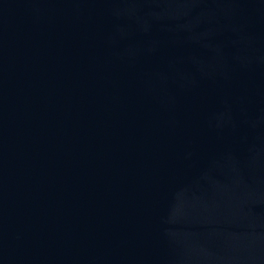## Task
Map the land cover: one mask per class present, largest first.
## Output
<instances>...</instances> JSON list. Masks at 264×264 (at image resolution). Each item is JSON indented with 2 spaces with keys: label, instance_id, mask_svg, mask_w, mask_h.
<instances>
[{
  "label": "water",
  "instance_id": "obj_1",
  "mask_svg": "<svg viewBox=\"0 0 264 264\" xmlns=\"http://www.w3.org/2000/svg\"><path fill=\"white\" fill-rule=\"evenodd\" d=\"M0 264H264V0H0Z\"/></svg>",
  "mask_w": 264,
  "mask_h": 264
}]
</instances>
